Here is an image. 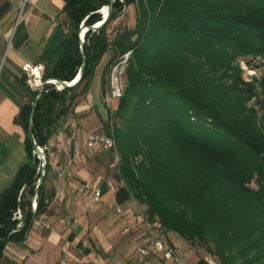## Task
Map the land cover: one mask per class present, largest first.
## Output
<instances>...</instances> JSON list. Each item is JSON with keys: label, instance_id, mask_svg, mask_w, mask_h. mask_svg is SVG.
<instances>
[{"label": "trees", "instance_id": "trees-1", "mask_svg": "<svg viewBox=\"0 0 264 264\" xmlns=\"http://www.w3.org/2000/svg\"><path fill=\"white\" fill-rule=\"evenodd\" d=\"M108 3L65 0V34L57 48L41 54V80H73L81 47L85 68L71 88L44 84L32 121L37 145L49 142L87 93L102 56L113 51L102 72L104 87L109 66L131 51L127 84L105 125L115 136L124 186L146 205L148 220L204 246L220 264H264V74L259 98L237 61L250 53L264 60V0H114L105 22L87 29L81 43L80 25L101 21ZM130 4L134 29L110 39L109 23ZM37 94L31 92L14 118L26 133L27 161L0 192V264H18L5 255L6 246L23 243L47 206L45 175L31 208L41 161L27 130ZM253 98L258 108L249 104Z\"/></svg>", "mask_w": 264, "mask_h": 264}, {"label": "crops", "instance_id": "crops-1", "mask_svg": "<svg viewBox=\"0 0 264 264\" xmlns=\"http://www.w3.org/2000/svg\"><path fill=\"white\" fill-rule=\"evenodd\" d=\"M64 4L65 0H0V192L27 161L26 133L14 118L20 104L41 83V54L57 48L64 37ZM97 69L87 93L78 97L72 113L59 121L45 145L49 161L44 181L46 210L34 219L23 243H8L5 248V255L18 264H145L122 230L130 225L142 236L146 205L119 184L117 174L108 168L110 156L99 144L91 152L85 149L87 132L106 133L110 114L101 106L105 105L102 75L96 80ZM107 181L117 185L114 191ZM85 182L99 186L100 202H93L89 191H84ZM165 237L187 264L183 254L194 247L174 232H166ZM148 260L149 264H170L160 253Z\"/></svg>", "mask_w": 264, "mask_h": 264}, {"label": "built area", "instance_id": "built-area-1", "mask_svg": "<svg viewBox=\"0 0 264 264\" xmlns=\"http://www.w3.org/2000/svg\"><path fill=\"white\" fill-rule=\"evenodd\" d=\"M130 53L131 51H126L118 55L108 68L106 83L101 91V100L106 104H112L114 100H118L123 95L124 84L122 81L125 75ZM38 68L39 70L43 71V65H39ZM35 69H37V67ZM75 132H80V128L75 127ZM86 138L85 149L87 152L92 151L94 144H99L100 149L103 152L108 153L110 156L108 168L117 174L119 177V184L124 185L123 180L120 177L121 157L117 149L112 127L110 126V133H98L96 130H90L87 132ZM42 147L44 150H46L45 146ZM70 163L71 162H69V164ZM106 183L108 188L112 191H114L117 187V185L112 181H107ZM85 190L89 191L88 194H90L93 202H100L101 189L98 185L85 182L84 191ZM36 206L37 202L35 201L32 205V209L36 210ZM115 208L117 213L122 212V209L119 206H116ZM15 216L17 218L21 217V212L19 209L15 212ZM42 225L47 227L46 223L44 222H42ZM143 226L144 230L142 236L138 233L136 228L130 225H126L123 228L122 234L125 235L128 240L135 243L138 256L142 261H144L145 264H149L148 258L154 253H160L163 260L169 262L170 264H185L175 248L171 246L166 239V233L158 219L150 221L146 218L143 222ZM203 260L206 264H219L217 257L209 252L204 254Z\"/></svg>", "mask_w": 264, "mask_h": 264}, {"label": "rangeland", "instance_id": "rangeland-1", "mask_svg": "<svg viewBox=\"0 0 264 264\" xmlns=\"http://www.w3.org/2000/svg\"><path fill=\"white\" fill-rule=\"evenodd\" d=\"M102 11V9H101ZM136 19V12H135V7L133 4L127 5L125 6L123 12L119 15L118 18H116L114 21L110 22L108 25V34H109V38H113L117 33H121L123 30H132L135 27V20ZM118 54V53H117ZM112 53L110 51H107L101 58L96 72V80L99 76V78L102 75V71H103V67L105 66V64L109 61V59L111 58ZM237 61L239 62V66L241 69V75L243 77V79L245 81H250L253 82L254 85L256 86V90L258 92V97L262 98L263 94L261 91V86H260V82L262 79V76L264 74V60L261 56L256 55V54H245V55H241L238 57ZM99 70V71H98ZM42 81V80H41ZM123 84H124V89L125 86L127 84V80H126V75H124L123 77ZM95 87L96 89H98V84L96 82V86L93 85L92 89L95 92ZM97 91V90H96ZM117 103L118 100H114L113 104H106L102 106V109L105 107L106 110L108 109V111L113 113L117 107ZM249 104H254L257 108L260 106L259 103H257V101L253 98ZM109 115L107 114L106 116V121L108 120ZM112 117V122L115 121V118L113 116ZM102 162L103 161V157L100 159ZM38 171H39V167H38ZM47 175V173H46ZM180 238V237H179ZM182 240V239H181ZM193 250L190 252H187L185 254H183L184 258L187 260V264H200L199 260L201 258H203L204 254L207 252V249L204 246H193ZM218 262L220 264V259L219 257H217Z\"/></svg>", "mask_w": 264, "mask_h": 264}, {"label": "water", "instance_id": "water-1", "mask_svg": "<svg viewBox=\"0 0 264 264\" xmlns=\"http://www.w3.org/2000/svg\"><path fill=\"white\" fill-rule=\"evenodd\" d=\"M113 3H114V0H109L108 5L104 6L105 12L103 15V12L101 11V13H102V20L101 21H99L96 24L91 25V26H86L84 24L80 25L78 35H79V39H80L81 43H83L84 33L87 29L91 28L93 30H97L105 22V20L107 19L108 15H109V12L112 9ZM82 34H83V36H82ZM81 53H82V63H81L80 69H79V73L77 74V75H79V78L82 75V73L84 72V68H85V56H84V51H83L82 47H81ZM77 75L75 76V78L77 77ZM75 78L73 80H71L70 82L65 81V80H60V79H47L45 81H41V83L38 87V94L35 98V101L33 102L32 109H31V112L29 115V123H28V130H27V135H28V139H29V142L31 144V147H32V152L41 161L40 170H39L40 175H39V178L37 180L36 189L34 191V194L32 195V198H31V208H32V205L36 201V198H37V187L39 186V184H41V182L43 181V177L46 175L45 166L47 164V155H48L46 150H44V148L42 146L37 145V143L34 139V136H33L32 121H33V116H34V111H35L37 100L39 99V97L42 93V90H43L45 83H53L56 85L57 89L71 88L77 83V81H74ZM58 85L60 86V88L58 87ZM32 211L34 212L35 210L32 209Z\"/></svg>", "mask_w": 264, "mask_h": 264}, {"label": "bare ground", "instance_id": "bare-ground-1", "mask_svg": "<svg viewBox=\"0 0 264 264\" xmlns=\"http://www.w3.org/2000/svg\"><path fill=\"white\" fill-rule=\"evenodd\" d=\"M82 36H83V34H82ZM34 72H36L38 75H39V72L38 71H34ZM78 79H79V75H77V77L75 78V80L74 81H78ZM58 87L60 88V86L58 85Z\"/></svg>", "mask_w": 264, "mask_h": 264}]
</instances>
